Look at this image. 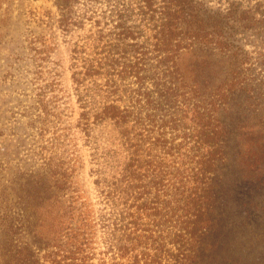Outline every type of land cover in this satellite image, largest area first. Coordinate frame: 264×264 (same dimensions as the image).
I'll return each mask as SVG.
<instances>
[{"label": "trees", "instance_id": "trees-1", "mask_svg": "<svg viewBox=\"0 0 264 264\" xmlns=\"http://www.w3.org/2000/svg\"><path fill=\"white\" fill-rule=\"evenodd\" d=\"M86 1L107 5L95 19L99 38H107V44L96 57L83 59L82 69L78 64L84 50L74 48L72 77L78 88L87 79H103L97 88L105 100L94 111V122H109L117 129L120 150L111 155L126 153L111 171L93 170L105 203L100 222L106 249L95 262L96 224L83 212L78 218L74 211H64L65 224L72 222L57 238L17 232L18 204L30 206L37 230L45 222L53 226L54 221H40L41 216L51 217L67 195L69 175L48 162L43 172L30 169L12 185L1 184L0 264H257L251 248L258 235L230 237L223 232V218L229 201L244 200V187L253 198L242 211L247 219L257 206L254 201L264 202L263 109H251L261 121L242 122L236 129L242 144L236 152L237 171L230 169L235 130L227 122L233 112L246 111L242 95L256 100L240 77L248 62L264 64V42L248 51L238 35L261 28L251 21L262 10L242 9L237 2L213 8L206 0ZM54 2L68 31L72 8L80 0ZM45 46H36V52L48 51ZM185 52L206 75L191 86L179 65ZM217 69L222 77L216 83L212 75ZM79 101L88 128L87 98ZM191 116L193 128L185 122ZM259 210L258 217L264 218V206ZM23 216L25 227L30 224L27 212Z\"/></svg>", "mask_w": 264, "mask_h": 264}, {"label": "rangeland", "instance_id": "rangeland-1", "mask_svg": "<svg viewBox=\"0 0 264 264\" xmlns=\"http://www.w3.org/2000/svg\"><path fill=\"white\" fill-rule=\"evenodd\" d=\"M206 1L209 6L222 9L229 2L239 3L242 9L251 7L253 10L259 6L262 12L253 13L255 19L251 22H258L261 28L248 30L238 37L248 51L264 42V0ZM106 7V3L80 0L72 8V23L66 31L60 24L61 13L54 0H0V187L1 184L12 185V181L22 176L24 171L33 169L43 172L49 166L53 169L61 166L69 175L67 195L56 203V211L51 217L41 216L40 219L54 221L53 226L45 222L37 230L34 229L32 209L25 204H18L14 211L18 220L17 232H42L43 236L57 238L61 232L69 230L66 227L72 222L70 219L65 224L68 216L61 214L74 211L75 216L80 218L83 212L92 225L96 224L92 244L96 252L95 262L101 257V251L106 249V232L100 222L105 203L96 186L97 175L93 170L103 168L111 171L117 158L123 160L126 153L111 155L114 149L120 150L117 129L109 122H94V111L105 100L97 88L103 79H87L78 88L72 77V56L74 48L84 50L78 64V69H82L83 59L96 57L97 52L106 46L107 38H99L101 32L95 24L98 18L96 13ZM260 29L263 30L258 33ZM34 39L40 41L30 43ZM44 44L48 51L36 52V46L41 48ZM197 63L190 53H182L179 57V65L188 86L193 85L195 79L203 81L206 76L202 68L197 67ZM252 63L244 65L240 79L249 83L251 94L256 100L248 101L247 95H242V107L246 111L241 115L233 112L227 117L229 126L235 130L230 143L233 158L230 169L234 171H237L239 162L236 152L242 148V144L237 142L241 132L236 129L242 122L251 124L262 120L260 116L254 117L258 111L251 112L254 106L256 109L262 108L264 115V64L258 61ZM212 77L217 83L222 75L217 69ZM81 97L88 101L85 108L91 118L88 128L86 120L80 116L84 110L80 106ZM245 103L251 104L250 107ZM185 122L189 128L195 126L192 116ZM48 162L51 165L48 166ZM242 191L244 200L229 201L225 208L223 232H229L230 237L236 233L255 232L260 242L254 243L251 248L253 261L257 263L259 260L257 264H264V218L258 217L259 208L264 206V202L262 198L256 199L253 204L257 206L252 208V214L249 213L247 219L242 211L253 198L247 195V187ZM25 212L30 224L24 227L22 219L26 217L23 216ZM76 222L79 224L77 219ZM231 245L234 246L233 242ZM224 248L232 256L231 247L226 245Z\"/></svg>", "mask_w": 264, "mask_h": 264}]
</instances>
